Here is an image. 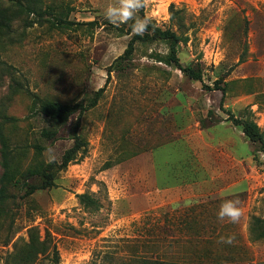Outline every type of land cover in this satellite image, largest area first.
I'll list each match as a JSON object with an SVG mask.
<instances>
[{"label": "rangeland", "instance_id": "rangeland-1", "mask_svg": "<svg viewBox=\"0 0 264 264\" xmlns=\"http://www.w3.org/2000/svg\"><path fill=\"white\" fill-rule=\"evenodd\" d=\"M19 1L44 15L18 17L0 36V135L21 170L35 158L59 163L75 123L87 145L81 160L55 174L53 187L28 197L8 187L0 264H15L31 228L58 252V261L39 255L34 264H109L106 253L152 240L180 241L187 258L264 264V154L225 114L253 121L264 136V0H148L138 15L186 38L177 46L179 63L199 69L202 81L162 62L166 42H137L130 60L112 69L96 107L63 125L37 114L30 94L86 103L135 34L120 33L131 20L110 24L102 14L109 0ZM57 18L61 27L51 24ZM42 129L56 130L55 139L42 138ZM169 142L178 144L155 150ZM35 145L43 148L39 156ZM164 173L176 174L181 183L167 182L180 186L157 188ZM225 184L232 187L222 191ZM82 194L93 202L80 204ZM225 199H239V223L218 221ZM229 235L233 244L217 243Z\"/></svg>", "mask_w": 264, "mask_h": 264}, {"label": "trees", "instance_id": "trees-1", "mask_svg": "<svg viewBox=\"0 0 264 264\" xmlns=\"http://www.w3.org/2000/svg\"><path fill=\"white\" fill-rule=\"evenodd\" d=\"M2 1V0H0ZM12 3V7H0V36L9 32L11 23L14 19L22 16L36 15L42 18L44 12L37 11L31 4L23 5L19 0H8ZM171 18H174V14L171 11ZM180 20V18H179ZM134 21L131 20L125 30L120 29L122 35H129L132 32L131 25ZM65 21L62 19H54L51 22L53 27H61ZM32 25V21L29 19L24 20V26L29 27ZM71 25V23L67 24ZM186 38H182L170 29L162 30L155 26L153 22L150 23L148 31L142 35L133 34L128 41L123 53L118 56L112 64L106 70V81L104 86L99 88L93 93V96L86 103H59L56 101H49L38 98L34 94L31 95V101L37 114L44 119L56 125H63L68 120L76 115L80 117L87 111L96 107L100 100L104 87L107 83L109 75L113 68L126 63L130 60L134 53V46L137 42H151L154 40H161L168 44V53L162 58V62L180 71L185 77L193 81H202V73L199 69H194L190 65L182 66L179 63L177 56V46L180 42L185 41ZM214 90L223 89L218 85V81L214 82ZM227 115L226 120L230 121L233 125L239 126L241 132L245 138L253 143L259 145V151L264 154V136L259 130L258 126L251 120H244L234 117L229 111H225ZM78 123L73 126L71 140L73 144L70 148L65 150L61 156L60 162L43 163L39 162L37 158L34 162L28 164L21 170L19 166V160L14 161V156L11 154L8 142L4 136L0 135V153H1V167L2 173L0 175V216L3 213V205L8 199L9 195L7 189L9 186L18 187L23 190V197L32 195L37 190L49 189L54 186L55 174L65 169L70 163H75L84 157L86 153V142L77 134ZM40 136L46 140H54L56 136V130L42 129ZM43 151L40 145L34 146V154L39 156ZM109 167V164H106ZM37 181L36 184L31 181ZM79 203H85V200L93 202L88 196L82 194L77 196ZM264 221V220H263ZM135 244L126 243V254L115 255L114 253H106L105 258L109 264H221L220 262H212L207 257L195 256L190 257L183 256L186 245L178 240H173L168 243H161L162 240H152V242L139 244L136 241ZM52 255L53 261H58V252L54 245H51L48 238L40 240L37 236L36 229L31 228L28 231V241L23 246L17 249L13 255L12 260L15 264H34L41 255ZM149 255V256H147ZM206 258V260H205Z\"/></svg>", "mask_w": 264, "mask_h": 264}, {"label": "clouds", "instance_id": "clouds-1", "mask_svg": "<svg viewBox=\"0 0 264 264\" xmlns=\"http://www.w3.org/2000/svg\"><path fill=\"white\" fill-rule=\"evenodd\" d=\"M148 5V0H109L102 9V14L110 24L119 26L126 24L129 20L134 22L130 26L132 31L137 35H142L148 31L150 26V18L140 17L139 11ZM54 156L47 159V163L54 162ZM243 216V210L240 207L239 199H225L219 206L217 219L220 222L227 220L230 223H239ZM235 242V236H220L217 243L231 245Z\"/></svg>", "mask_w": 264, "mask_h": 264}, {"label": "crops", "instance_id": "crops-1", "mask_svg": "<svg viewBox=\"0 0 264 264\" xmlns=\"http://www.w3.org/2000/svg\"><path fill=\"white\" fill-rule=\"evenodd\" d=\"M198 137V136H197ZM200 137V136H199ZM175 144H178V143H174V142H169V143H166V144H162V145H160L159 147H157L155 150H160V149H163L165 146H171V145H175ZM180 148H182V146L180 147ZM155 150H153V151H155ZM190 152V151H189ZM185 153H186V151H185ZM185 155H187V153L185 154ZM153 172H154V169L152 170ZM162 177V178H161ZM158 176V178H156V180H157V188H161V190H171V189H175V188H177V187H179L180 185L179 184H174V185H170V184H168V182L167 181H169L170 180V178H174L173 179V181H177V182H180L181 183V181L178 179V177H177V175L176 174H173V176H170L169 175V173L167 174V176H166V173H164L163 174V176ZM211 179V178H210ZM210 179H207L206 178V181H210ZM213 179V178H212ZM202 180H204V179H202ZM161 181V182H160ZM163 181V182H162ZM198 181V180H197ZM197 183V182H196ZM203 183V182H202ZM232 187V184H230V185H226L225 184V187L224 188H222L221 190L222 191H224V190H226L227 188H231ZM197 197V196H196ZM183 199H185V198H183ZM187 199V198H186ZM194 199V198H193ZM171 203H172V201H171Z\"/></svg>", "mask_w": 264, "mask_h": 264}]
</instances>
